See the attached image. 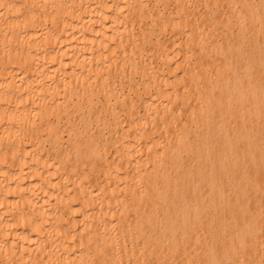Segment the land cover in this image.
<instances>
[{
  "label": "bare ground",
  "instance_id": "obj_1",
  "mask_svg": "<svg viewBox=\"0 0 264 264\" xmlns=\"http://www.w3.org/2000/svg\"><path fill=\"white\" fill-rule=\"evenodd\" d=\"M0 264H264V0H0Z\"/></svg>",
  "mask_w": 264,
  "mask_h": 264
}]
</instances>
